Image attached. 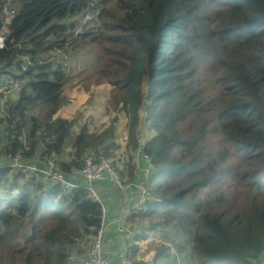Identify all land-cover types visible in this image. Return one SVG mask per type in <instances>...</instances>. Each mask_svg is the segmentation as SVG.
Masks as SVG:
<instances>
[{
	"label": "trees",
	"instance_id": "16d2710c",
	"mask_svg": "<svg viewBox=\"0 0 264 264\" xmlns=\"http://www.w3.org/2000/svg\"><path fill=\"white\" fill-rule=\"evenodd\" d=\"M111 1L20 0L8 25L0 85L12 76L19 91L0 109V155H8L0 161V264H65L66 253L83 254L99 229V205L83 183L68 190L8 165L17 155L37 158L38 145L40 161L50 153L63 158L68 140L71 157L58 163L65 175L79 170L86 154L114 155L117 118L98 133L81 125L72 138L79 115L54 118L68 103L63 90L71 77L55 57L87 48L105 54L95 83L112 86L111 105L128 115L129 138L142 108L153 131L143 148L149 203L143 215H132L143 223L136 239L158 231L176 251L187 244L193 264H260L264 0H115L108 10ZM5 4L0 0V27ZM90 11L91 28L88 22L77 31L68 21ZM24 58L32 62L25 70ZM236 176L241 188L224 193ZM169 224L186 240L169 239Z\"/></svg>",
	"mask_w": 264,
	"mask_h": 264
},
{
	"label": "crops",
	"instance_id": "0c3cea01",
	"mask_svg": "<svg viewBox=\"0 0 264 264\" xmlns=\"http://www.w3.org/2000/svg\"><path fill=\"white\" fill-rule=\"evenodd\" d=\"M5 83V81L3 80ZM73 87L70 89V96L67 98L68 103L64 106H62L58 112L56 113L55 117H60L64 119H71L75 117L76 115H79V122L77 125H74L72 128L71 135H74V133L79 131L80 126H86L89 132L92 133H98L103 128L100 126L102 124H105L106 120L105 117L109 118L108 115L104 116L102 121L99 120V116H103V112H105L104 102L107 98V91L108 86L107 82H103L100 85H95L92 88L86 89L84 93L77 94L75 92L76 88H78V85L75 83H72ZM2 86V84L0 85ZM93 89H97V93L93 94L92 97H90V93ZM61 110H67L69 112H60ZM95 112V114H92L90 118L88 117L89 112ZM138 112H142V116L139 117V126L134 128L133 131V139L129 142V144L126 146L124 142L119 140L120 144L118 145L116 152V157L120 158L121 156L127 157V155L134 151L135 153L138 150H141L142 145H139V141L141 140L143 144H145L152 136L153 131L150 129L148 122L145 120V111L140 109ZM121 128L126 129V125L121 126ZM143 132L147 134H151L150 138H144ZM127 135H129V132L127 131ZM70 142L71 140H68V143L64 150V156L63 158H60L57 156V161L60 160H69L71 157V148H70ZM126 146V147H125ZM37 155L38 157L31 160L30 162H39V154L42 152L41 145L36 146ZM113 155V156H114ZM121 155V156H120ZM130 157H132L130 155ZM142 158V157H141ZM122 171L121 175L125 179L126 182H131L137 186L144 185L143 180L144 178L147 179V174L151 171V169L148 170V167L146 166V171L143 173V177H140L138 174L134 172V166L131 164L130 168L128 170L125 169V160L124 163L121 165ZM120 166V168H121ZM138 168H144L143 163L139 162L137 163ZM133 171V172H132ZM74 172V171H73ZM70 172L68 175H70ZM128 174H131V177H128ZM142 174V172H141ZM68 181L76 183V185H79L78 183L82 184V179L79 177V175L76 177L75 181L69 177H66ZM95 190L97 194L102 199L104 206H105V214H104V224H105V230L103 234V253L104 254H112L114 256V262L112 264H118L120 262L119 254L120 250L122 248V236L117 229V226L120 224L121 218L128 214V209L131 208L135 202L138 199V196L140 193L138 192V189L136 187L133 188L130 192L122 191L121 189L113 186L106 178L102 180H96L94 182ZM128 221L131 222V224L136 228L137 232L142 230L143 223L137 218V217H129ZM138 223V224H134ZM139 225L141 227H139ZM158 233H149V235L146 237V239L149 238H155L159 239ZM145 239V240H146ZM141 240V241H145ZM161 240V239H159ZM169 241V240H168ZM152 245H156L158 243L153 242L149 243ZM149 244H146L149 245ZM170 247L168 251H164L166 247ZM149 250L146 249L144 253L141 254V260L139 259V253H135L134 259L137 261L144 262V264H193V258H192V251L190 250L189 246L185 244L184 250L181 252H176L175 249L165 241V245L156 247V253L151 254L152 251L150 250V247H148ZM155 248V249H156ZM160 249V250H159ZM137 252V251H136ZM260 264H264V254L260 257Z\"/></svg>",
	"mask_w": 264,
	"mask_h": 264
},
{
	"label": "built area",
	"instance_id": "2783aa9c",
	"mask_svg": "<svg viewBox=\"0 0 264 264\" xmlns=\"http://www.w3.org/2000/svg\"><path fill=\"white\" fill-rule=\"evenodd\" d=\"M8 2V0H7ZM3 20L0 27V48L4 46L5 42V33L7 32L8 25L10 24L13 16L14 10L7 8L3 11ZM61 63L63 60H59ZM32 62L29 58H24V65L22 69L25 70L27 66H31ZM19 91L18 81L9 77L5 83L0 86V94L2 98L0 104H4L7 98L13 97ZM49 141V139H48ZM26 145V143H23ZM29 147H25L24 151H28ZM121 156V155H120ZM54 153H50L39 162H30L23 161L20 155H17L10 159L8 165L11 169L17 171H26L30 175L38 176L42 181L47 182L52 185H58L64 189L71 190L76 188L78 185L76 183L68 181L66 177H69L75 181L76 177L82 179L84 187L87 190V198L92 202L99 205L101 212V221L99 229L96 234L90 240L89 248L83 254H75L73 251H69L65 264H112L114 262V256L112 254H104L103 249V234L105 230L104 224V214L105 206L95 190L94 182L96 180H102L106 178L113 186L121 189L125 192H130L134 187L138 189L140 195L138 196L135 204L128 209V214L124 215L120 224L117 226V229L122 236V248L120 250L118 264H136L135 260L130 257V253L133 247H137L136 254L139 253V259L141 260V254L146 251V244L149 243H161V240L155 238H149L145 241H138L136 239L137 230L128 221V218L132 215H142L147 211V204L149 201V190L144 185H135L133 183L126 182L123 176L121 175L122 164L124 163L125 157L121 156L120 158L116 157V154L112 157H105L104 155H87L82 161V167L79 170L74 171L70 175H65L59 168V162L56 159ZM121 166V168H120ZM16 190H12L11 194H16Z\"/></svg>",
	"mask_w": 264,
	"mask_h": 264
},
{
	"label": "rangeland",
	"instance_id": "374dc122",
	"mask_svg": "<svg viewBox=\"0 0 264 264\" xmlns=\"http://www.w3.org/2000/svg\"><path fill=\"white\" fill-rule=\"evenodd\" d=\"M19 2H20V0H8V5H6L5 7H8L9 10H10V8H13L14 11H17V8L19 6ZM106 6L108 7V10H112L113 8L116 7L115 0L109 2ZM68 21L69 22L70 21H76V24L79 25L77 31L86 29L88 27L91 28L90 26H94V21H95L94 12L90 11L86 15H84L83 17H81L80 14L77 16L69 17ZM68 21H62L60 23L67 24L66 22H68ZM88 22H92L93 24L92 23L88 24ZM85 25H87L86 28H84ZM89 49H90V51L87 54H84ZM68 51H71V50H68ZM56 52H57L56 50H53V51L49 52V54L54 53V56H55V54H57ZM81 54H82L81 59H82L83 63L85 64L83 69H80V55ZM45 56H46V54L41 55V57H44V58H45ZM60 57L63 58L62 64L63 65L67 64V68H65V69L69 72V75L71 76V77H69V79L65 85V88L63 90V95L66 98H68L70 96V89L73 87V85H71L72 83H75L78 85V88H76L75 92L77 94H81V93H84L86 91V89L92 88L95 85H100L101 83L105 82V81H102L100 84L95 83L97 76H99L98 68L100 69V64H102L104 62L103 58L105 57V54L102 52V50L100 48H92V49L87 48V49L82 50V51L68 52V53L62 54ZM64 58H66V60ZM200 72L202 74V72H203L202 67L200 68ZM107 86H108L107 87L108 88L107 98L105 100H103L105 112H103V116H99V120L102 121V119L106 115H108L109 118L105 117L106 122H105V124H102L100 127L101 128L108 127L110 120L113 117L118 116V121L116 122V130H117V134H118L117 143L120 144L119 139L125 140V141L128 140V142L126 144V146H127L129 144V142L131 141V139L129 137H127L126 129H125V136L122 137L120 132L122 131L121 126L126 125L129 122V117L124 111L113 109V107L111 105L112 95H113L112 94V86L109 85L108 82H107ZM96 90L97 89H93L91 91L90 97H92L93 94L97 93ZM60 112H69V111L61 110ZM117 112H120V113H117ZM92 114H95V112H93V110H92V112H89L88 117L90 118V116ZM138 126H139V121L136 123L135 127L137 128ZM1 127H2V124L0 123V128ZM143 137L144 138H150L151 134H147V133L143 132ZM122 142H124V141H122ZM139 142H140L139 144H143L141 140ZM145 144H143V148H144ZM143 148H141V150H138L136 153L134 151L130 152L127 155V157L124 159L125 160V169L128 170L130 168L131 164H133L134 172L136 174H138L140 177H143V173H145V171H146V166L148 168L151 167L150 164L147 163L146 157H144ZM130 155L132 157H130ZM7 158H8V155H5V156L0 155V161L5 160ZM139 162L143 163L144 168H138L137 167V163H139ZM241 170H242V168H240V171ZM141 172H142V174H141ZM143 183H145L147 185L145 178L143 180ZM240 184H241L240 176H236L235 179H233L231 181H227V183L225 184L224 193H226V194L231 193L234 188H241ZM170 226H171V224H169L168 228L166 229L167 234L169 232ZM156 233H159V232L156 231ZM170 234H171V237H169V239H171V240H181V241L186 240L182 236H180V237L176 236L175 233L172 234L169 232V235ZM156 237L163 240L164 242L165 241L168 242V239H163L161 236H156ZM159 246H162V244H156V245L149 244L146 246V248H147V250H149L148 247H150V250L151 251L153 250L151 254H155L156 250H157L156 247H159ZM68 252L66 253V256H67ZM176 252H181V251H176ZM138 262H140V261H136L135 263L138 264ZM142 263H144V262H142Z\"/></svg>",
	"mask_w": 264,
	"mask_h": 264
},
{
	"label": "clouds",
	"instance_id": "9594fccd",
	"mask_svg": "<svg viewBox=\"0 0 264 264\" xmlns=\"http://www.w3.org/2000/svg\"><path fill=\"white\" fill-rule=\"evenodd\" d=\"M6 5H8V2H7V0H6V4H5V6ZM5 8H7L8 9V7H4V9ZM10 8V7H9ZM4 9H3V11H4ZM10 9H13V8H10ZM9 10V9H8ZM14 10V9H13ZM15 12L16 11H14V14H15ZM4 15V14H3ZM14 17V16H13ZM13 19V18H12ZM94 19H95V15H94ZM12 21V20H11ZM8 29V28H7ZM7 33V32H6ZM6 33H5V39H6ZM0 49H2V48H0ZM63 60V58L62 57H60V56H58V57H55V63L56 64H58V63H60L62 66H64L65 68H66V66H67V64H62L59 60ZM65 60H66V58H64ZM9 77H12V76H9ZM9 77H7V78H9ZM6 81V80H5ZM11 98H12V96H11ZM0 108L2 109L3 108V104H0ZM36 108L37 107H35L34 109V111H37V112H40V110H36ZM117 113H120V112H117ZM137 116H139V117H141L142 116V112H137ZM138 117V118H139ZM115 118H117V121H118V116H115V117H113L111 120H110V123L108 124V125H110V124H112V120H114ZM145 118H146V112H145ZM116 121V122H117ZM116 122L113 124L114 126H115V129H116ZM105 128V127H104ZM126 131H128L129 133H130V131H129V129L127 128V124H126ZM116 132H117V130H116ZM77 133V132H76ZM76 133H74V135L76 134ZM121 133V135H122V137L123 136H125V128H122V131L120 132ZM74 135H71L70 137L72 138ZM127 137H129V135H127ZM117 138H118V134H117V137L114 139V142H115V144L118 146L119 145V143H117ZM120 140V139H119ZM121 141H124V143L125 144H127V142H128V140H121ZM142 145V148H143V144H141ZM115 153V151L113 152V154ZM102 154V153H101ZM56 155V154H55ZM87 155H93V154H86L85 156H87ZM100 155V154H99ZM102 155H104V154H102ZM85 156L83 157V159L85 158ZM56 157H57V155H56ZM106 157V156H105ZM109 157H112V155L111 156H109ZM144 157H146V161H147V163L148 164H150L149 163V158H147V156L146 155H144ZM83 159H82V161H83ZM82 167V166H81ZM149 169H151V167H149L148 168V170ZM150 173H151V171L147 174V176H149L150 175ZM145 184V183H144ZM145 186H146V184H145ZM147 187V186H146ZM149 190V189H148ZM149 194H150V191H149ZM14 197H18V192L16 193V194H12ZM149 198H150V196H149ZM148 203H149V201H148ZM147 206H148V204H147ZM143 215V214H142ZM145 240V239H144ZM159 244H162V245H165V242L163 241V240H161V243H159ZM168 247V246H167Z\"/></svg>",
	"mask_w": 264,
	"mask_h": 264
},
{
	"label": "water",
	"instance_id": "95a60500",
	"mask_svg": "<svg viewBox=\"0 0 264 264\" xmlns=\"http://www.w3.org/2000/svg\"><path fill=\"white\" fill-rule=\"evenodd\" d=\"M140 145V144H139ZM75 264H78V263H75Z\"/></svg>",
	"mask_w": 264,
	"mask_h": 264
}]
</instances>
